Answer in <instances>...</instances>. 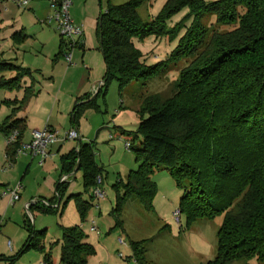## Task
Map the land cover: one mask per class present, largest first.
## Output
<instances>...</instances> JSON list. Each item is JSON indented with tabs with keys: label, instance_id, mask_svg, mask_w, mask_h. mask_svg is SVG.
<instances>
[{
	"label": "trees",
	"instance_id": "trees-1",
	"mask_svg": "<svg viewBox=\"0 0 264 264\" xmlns=\"http://www.w3.org/2000/svg\"><path fill=\"white\" fill-rule=\"evenodd\" d=\"M145 1L109 5L100 15L96 33L105 62L103 86L74 111L76 117L83 109L95 107L96 98L106 94L113 79L123 89L133 81L159 77L172 64L188 60L174 83L172 96L164 100L158 95L148 97L138 112L137 131L128 134L132 142L140 140V148L135 150L138 168L128 174L122 195L117 194L116 212L132 197L142 198L149 205L156 190L151 175L166 169L183 189L178 210L187 225L222 216L216 233L217 254L207 264L252 259L264 264V0H168L162 14L151 21L138 14ZM185 9L189 24L185 22L177 35L180 28H168L166 19ZM205 14H213L217 24L232 29L207 35L201 25ZM176 35L178 46L169 58L153 65L146 63L134 43L152 37L172 41ZM63 44L66 53L68 46L61 40V47ZM5 70H15L16 77L1 80L0 88L18 89L15 83L26 71L0 63V71ZM22 101L12 102L20 104L13 112L22 109ZM153 126L160 128L153 131ZM14 130L19 135L16 143L7 146L10 161L24 134L23 121L10 115L0 124V133L6 138ZM94 155L92 146L79 144L68 163L72 168L67 174L73 172L78 161L85 194L95 187L96 177L102 176ZM65 189L58 186L59 196ZM68 199L74 201L83 224L91 202L82 194ZM49 204L39 206L41 211L57 213L59 205ZM25 218L29 238L20 254L30 247L40 248L39 237L45 231L35 230L26 214ZM80 225L64 228L62 239L55 243L60 246L62 264H87V257L93 253ZM131 246L136 259L148 264L143 261L142 249L136 243ZM44 260L51 264L49 253Z\"/></svg>",
	"mask_w": 264,
	"mask_h": 264
},
{
	"label": "rangeland",
	"instance_id": "rangeland-1",
	"mask_svg": "<svg viewBox=\"0 0 264 264\" xmlns=\"http://www.w3.org/2000/svg\"><path fill=\"white\" fill-rule=\"evenodd\" d=\"M128 1L130 0H110L113 5H122ZM167 1L146 0L138 9V14L143 20L151 21L162 14ZM205 1L215 2L218 0ZM186 14H188L187 9L166 19L167 27L170 29L180 28L177 32L178 35L185 22L186 25L189 24ZM201 25L206 29L207 35L213 31L226 32L232 29L230 26L217 24L213 14L203 15ZM44 29L41 35H44L43 38L49 44L46 45L43 53L51 54L54 49V41L59 36L53 32L55 27H45ZM39 31L28 30L26 33L33 36ZM183 32L180 33V36L184 34ZM177 35L172 41H168L167 37H152L144 42L135 41L134 43L144 54L146 63L153 65L169 58L172 51L178 46ZM40 48L41 45L29 37L21 49H16V47L12 51L5 49L3 58L0 55V61L11 57L16 58L11 61L12 64L20 65L23 59L24 66L27 67L26 64H30L33 59L30 55ZM187 64L188 60L183 59L169 66L166 72L159 77L146 82L136 80L123 89H120L117 80L113 79L108 83L106 94L98 97L97 105L88 108L84 115L82 125L85 132L89 133L87 139L93 141L94 158L97 166L102 168L101 187L105 193V198L101 201L91 200L89 192L85 194L83 191V172L77 173L74 193L82 194L84 200L91 202L93 206L82 224L83 231L87 235L85 241L93 248V253L87 257V264H141L134 256L131 246L135 243L140 250L142 249L143 261L148 264H207L215 259L217 254L216 233L222 223V216H218L214 220L198 219L189 225L186 224L185 217L180 216V229L173 213L179 209L183 189L176 184L170 171L166 169H158L151 175L156 190L149 205L142 198L132 197L121 203L120 210L116 212L117 194L122 195L123 185L126 184L128 174L138 168V163L135 161V150L140 148V140L132 142V136L128 135L137 131V126L140 123L138 112L148 97L158 95L163 100L171 97L174 83L181 69ZM15 96L19 97L16 91L0 92V119H6L11 113V109L9 110L5 106L1 107V102ZM152 128L154 131L160 126ZM125 139L132 143V149L125 148ZM25 214L31 225L37 227L35 230L45 231L39 237V246L42 249L30 247L25 252L20 264H48L44 260V255L48 253L51 264H62L60 262L61 249L60 246H55V243L62 239L64 228L80 225L74 201L71 199L68 203L63 204L57 213L34 215L31 213L32 218L26 211ZM33 218L36 220V225L33 223ZM117 220L121 222L120 226H117ZM91 221H95L98 233L89 231ZM119 238L125 239L126 246L117 243ZM2 243L0 242V247ZM5 246L8 247L7 240H5ZM231 264H258V262L255 259L238 260Z\"/></svg>",
	"mask_w": 264,
	"mask_h": 264
},
{
	"label": "crops",
	"instance_id": "crops-1",
	"mask_svg": "<svg viewBox=\"0 0 264 264\" xmlns=\"http://www.w3.org/2000/svg\"><path fill=\"white\" fill-rule=\"evenodd\" d=\"M109 5H113L110 0H72L69 9L70 17L73 24L80 27L81 35L75 38L74 47L68 48L67 52L71 56V62L68 63L64 57L67 47L64 44L61 47L62 39L56 30V25L49 23L51 16L49 0H31L25 9L12 0H0L1 58L4 56L5 49H9L8 51L14 50V47L21 49L29 37L41 45L40 49L33 51L34 54L30 55L33 59L30 58L32 62L26 64L27 67L24 66L23 59L20 65L11 63L16 58L10 57L0 61V63L25 70L27 73L15 83L18 89L0 88V92L16 91L19 94V97L3 100L1 107L11 109L10 115L23 121V143L30 142L32 131H41L45 128L60 134L76 128L81 138L80 141L51 144L47 149L48 158L42 164L39 158L19 156L9 165L6 138L0 133V242L4 243L0 247V264H20L25 256V252L20 253L29 238V232L24 226L26 204L35 203L31 210L33 215L44 214L39 207L42 206L41 201L54 202L53 207L59 205L58 212L64 203L71 200L68 199L70 195L80 194L74 193L76 187L74 182L77 173L82 170L79 169L78 161H76L73 172L67 174L72 168L68 163L72 160V154L77 151L79 144L92 146L93 141L87 139L89 133L85 132L82 125L88 108L83 109L76 117H74V111L76 106L83 105L97 94L94 95V90L103 81L105 62L99 50L96 30L100 15L107 11ZM45 27H55L53 32L59 36L54 41L51 54L43 53L46 45L49 44L43 38L44 35H41ZM28 30L40 31L31 36L26 33ZM14 35L19 36L15 38ZM14 77H16L15 70L0 71V81H8ZM27 92L29 94L26 97ZM25 97L27 99H24ZM98 97L95 105H97ZM13 101H22L24 103L22 109L13 112L20 106V104L12 103ZM4 120L0 119V124ZM98 168L102 171V168ZM65 176H70L68 183H62ZM17 185H20L17 202L11 203L9 196H1L3 191L13 189ZM60 185L66 187L62 196H59L57 192ZM91 195L92 190L89 191V198L94 200ZM32 214L30 213L31 218ZM33 223L36 225L35 218H33ZM177 226L181 229V222ZM5 240H7L8 247L5 246Z\"/></svg>",
	"mask_w": 264,
	"mask_h": 264
},
{
	"label": "built area",
	"instance_id": "built-area-1",
	"mask_svg": "<svg viewBox=\"0 0 264 264\" xmlns=\"http://www.w3.org/2000/svg\"><path fill=\"white\" fill-rule=\"evenodd\" d=\"M14 1L19 7L27 8L30 4L31 0H12ZM72 4V0H49V10L51 11V16L49 18V23H55L56 30L63 41H65L68 45L69 49H72L75 44V38L81 35L80 27H77L73 24V21L70 17V6ZM65 60L70 63L71 56L69 52L64 54ZM103 86V82L99 84L97 89L94 90V95L97 93L99 88ZM18 132L14 130L8 137H6L7 146L16 143L18 138ZM80 135L76 128H72L69 131L60 134L57 131L50 130L45 128L41 131H32L31 132V140L29 143L21 142L19 144L18 149L16 150L14 159L19 156H30L32 158H39L40 164H42L48 158L47 149L51 144L57 142H66V141H80ZM125 148L127 150L131 149V143L127 141L125 143ZM78 150V148H77ZM7 162L9 165L12 164L7 158ZM70 180V176H65L62 179V183H68ZM102 176H97L95 179V187L92 191V198L96 201H101L105 198V193L102 191ZM19 190L20 185H17L13 189H7L3 191L1 196H9L10 202L15 203L19 200ZM37 202V201H35ZM43 206L49 207L50 204L46 201L40 202ZM35 204L34 202L28 203L25 205V211L30 215V208ZM174 218L177 221V225L180 222V212L176 210L174 213ZM91 226L89 227V231L91 233H98L95 221L90 222ZM82 228V224L80 225ZM117 243L121 246H126V241L124 238H119ZM121 257V254L119 255Z\"/></svg>",
	"mask_w": 264,
	"mask_h": 264
}]
</instances>
